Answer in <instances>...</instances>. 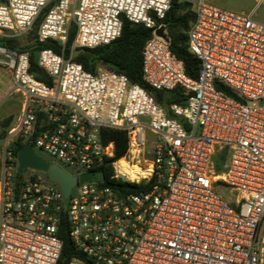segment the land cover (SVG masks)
Here are the masks:
<instances>
[{"label":"built area","instance_id":"1","mask_svg":"<svg viewBox=\"0 0 264 264\" xmlns=\"http://www.w3.org/2000/svg\"><path fill=\"white\" fill-rule=\"evenodd\" d=\"M173 1L0 2V66L13 79L9 95L23 98L3 141L0 264H59L63 221L86 259L68 264H264V23L189 0L196 19L188 46L201 60L192 79L169 39L156 34L164 27L168 38L162 21ZM45 12L38 41L65 45L74 27L73 50L109 45L125 20L152 30L142 52L144 79L156 90L183 89L184 104L166 109L126 75L89 72L52 49L39 51L37 63L53 85L38 80L30 53L6 42L29 36ZM104 129L128 134L126 157L115 159ZM17 141L48 154L50 166L71 177L93 176L66 198L47 171L19 174ZM221 151L229 164L217 180L213 159ZM121 160L150 170L132 175ZM219 182L234 202L217 194Z\"/></svg>","mask_w":264,"mask_h":264},{"label":"trees","instance_id":"2","mask_svg":"<svg viewBox=\"0 0 264 264\" xmlns=\"http://www.w3.org/2000/svg\"><path fill=\"white\" fill-rule=\"evenodd\" d=\"M46 12L38 19L31 34V46L20 47V51L29 52L31 56V73L36 78L48 85H53V80L42 70L37 63V53L43 49H52L58 54L71 58L76 50L72 49L73 42L76 38V28H72L69 38L65 45L56 41H47L40 43L37 39L38 29L44 20ZM196 19L193 11V5L189 2L174 0L170 11L162 23L168 29V39L170 49L173 55L182 60L185 65V71L188 77L198 79L201 70V60L189 51L188 31ZM152 30L142 24H134L129 20L124 21L121 36L109 45L99 46L95 49H86L85 53L80 54L73 61L83 65L84 69L95 73L98 68H105L119 74L126 75L130 82L138 84L145 88L162 107L169 109L171 104H184V90L177 88L173 91H161L152 88L144 79L143 75V57L142 52L146 42L152 37ZM227 95L236 97L230 90L224 87H218ZM14 122L13 116H9L0 122L3 132L0 135V143L6 138L9 129ZM102 136L105 143L113 142L115 144V159L126 157L129 150L128 134L125 131L104 129ZM23 148V145L17 141L14 144V155ZM228 154L226 151L216 153L213 162L217 175L222 174L228 166ZM106 177H110L114 171L112 167H106ZM219 184H222L219 182ZM138 187V185H134ZM60 237L63 241V251L59 264H68L72 259L86 261L83 254L78 251L72 241L68 225L63 221L60 228ZM90 264V262H88Z\"/></svg>","mask_w":264,"mask_h":264},{"label":"rangeland","instance_id":"3","mask_svg":"<svg viewBox=\"0 0 264 264\" xmlns=\"http://www.w3.org/2000/svg\"><path fill=\"white\" fill-rule=\"evenodd\" d=\"M180 1L191 3L189 0H180ZM206 2L220 9L232 11L238 14H243V15L252 14L254 20L264 23V2L260 3L258 0H206ZM31 36L32 34H30L27 37L22 36L16 39L14 42L17 45V48L31 46L32 44ZM1 43L4 44L3 41H1ZM37 57H38V53H37ZM99 69H105V68L100 67L97 69V71ZM12 86H13V79L10 75V72L7 69L0 66V98L6 96L5 97L6 102L2 105V107H0V122L9 116H13L15 121L20 115V105L23 98L22 95L18 93H12L11 95H9V90ZM6 93L8 94L6 95ZM2 132H3V127L0 125V135L2 134ZM3 141L0 143V160L3 156ZM36 152L40 156L45 158L48 162L51 163L53 162L52 158L48 154L38 149H36ZM228 164H229V158H228ZM142 167H144V165H142ZM68 172H70V170H68ZM218 176H222V174ZM98 178H100V176H98ZM215 191L226 201L234 202L235 193L231 189L224 186L223 184L215 185Z\"/></svg>","mask_w":264,"mask_h":264},{"label":"water","instance_id":"4","mask_svg":"<svg viewBox=\"0 0 264 264\" xmlns=\"http://www.w3.org/2000/svg\"><path fill=\"white\" fill-rule=\"evenodd\" d=\"M156 34L168 41L167 36L164 34V27L159 29ZM6 45L10 47H15V42L9 41L6 42ZM85 52L86 49H77L73 54V58H77L80 54ZM18 162L19 174H22L23 170L27 168L44 172L47 171L49 173V177L61 186L66 198L69 197L72 188L78 182L87 181L91 176H93V173L86 174L80 179L69 176L67 172H65V170H63L60 166L56 164L50 166L48 161H46L44 158L35 153L30 144L25 145L20 150V152L18 153ZM123 196L126 197L125 194Z\"/></svg>","mask_w":264,"mask_h":264},{"label":"bare ground","instance_id":"5","mask_svg":"<svg viewBox=\"0 0 264 264\" xmlns=\"http://www.w3.org/2000/svg\"><path fill=\"white\" fill-rule=\"evenodd\" d=\"M118 166L122 167L123 169H125L126 171H128L130 174H142L145 175L147 174V172H149L150 167L148 166L147 170H144L141 168V166L137 163L134 165H129L126 160H121L118 164ZM222 176H217V180L221 179Z\"/></svg>","mask_w":264,"mask_h":264},{"label":"crops","instance_id":"6","mask_svg":"<svg viewBox=\"0 0 264 264\" xmlns=\"http://www.w3.org/2000/svg\"><path fill=\"white\" fill-rule=\"evenodd\" d=\"M0 1H2V0H0ZM27 37V36H26ZM15 46L17 47V45L15 44ZM18 49H20V48H18ZM11 75V74H10ZM12 77V76H11ZM12 88H13V86L10 88V90H9V94H10V92H11V90H12ZM8 93H6V95H7ZM6 97V96H5ZM5 97H1L0 98V101H1V105H0V107H2V105L6 102V98ZM21 103H22V101H21ZM20 110H21V105H20ZM11 114V113H10ZM2 175H3V170H2V161L0 160V179L2 178Z\"/></svg>","mask_w":264,"mask_h":264}]
</instances>
